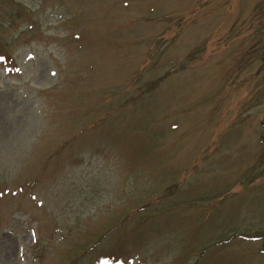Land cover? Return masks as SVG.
<instances>
[{
    "label": "rangeland",
    "instance_id": "374dc122",
    "mask_svg": "<svg viewBox=\"0 0 264 264\" xmlns=\"http://www.w3.org/2000/svg\"><path fill=\"white\" fill-rule=\"evenodd\" d=\"M0 264H264V0H0Z\"/></svg>",
    "mask_w": 264,
    "mask_h": 264
}]
</instances>
